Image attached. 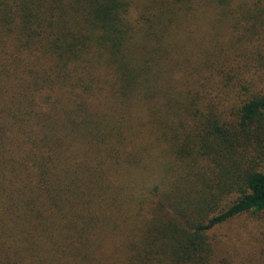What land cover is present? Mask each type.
Returning <instances> with one entry per match:
<instances>
[{"label":"trees","instance_id":"obj_1","mask_svg":"<svg viewBox=\"0 0 264 264\" xmlns=\"http://www.w3.org/2000/svg\"><path fill=\"white\" fill-rule=\"evenodd\" d=\"M227 23L264 0H0V264H241L264 64Z\"/></svg>","mask_w":264,"mask_h":264},{"label":"rangeland","instance_id":"obj_2","mask_svg":"<svg viewBox=\"0 0 264 264\" xmlns=\"http://www.w3.org/2000/svg\"><path fill=\"white\" fill-rule=\"evenodd\" d=\"M217 26L226 32L227 40L236 43L233 45L239 53L247 49L253 62L264 64V23L259 26L256 34H252L253 29L234 30L229 23ZM217 235L227 254L235 256L241 264H264V221L245 217L233 220L220 228Z\"/></svg>","mask_w":264,"mask_h":264}]
</instances>
